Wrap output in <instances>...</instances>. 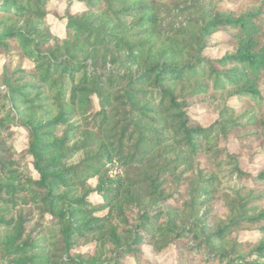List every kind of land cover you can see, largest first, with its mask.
Wrapping results in <instances>:
<instances>
[{"label":"trees","instance_id":"trees-1","mask_svg":"<svg viewBox=\"0 0 264 264\" xmlns=\"http://www.w3.org/2000/svg\"><path fill=\"white\" fill-rule=\"evenodd\" d=\"M78 1L87 10L59 17L58 37L40 26L51 0H0V264H160L147 248H174L177 264L204 249L205 264H264V194L252 189L226 220L201 212L219 162L264 189V160L256 173L242 163L264 158V0H196L170 35L162 0ZM218 31L232 48L209 58ZM227 87L260 99L257 112L225 105L202 125L190 100L209 94L211 106ZM239 227L262 236L228 250Z\"/></svg>","mask_w":264,"mask_h":264},{"label":"rangeland","instance_id":"rangeland-1","mask_svg":"<svg viewBox=\"0 0 264 264\" xmlns=\"http://www.w3.org/2000/svg\"><path fill=\"white\" fill-rule=\"evenodd\" d=\"M164 5V12L161 15V24L162 28L168 34H173L176 29H179L181 26H185L188 24L189 18L191 17V11H177V9H185L187 5H192L196 0H162ZM214 6L219 8H233L236 9L237 5H234L231 0H212ZM53 10V14L50 16L46 23H40L42 28H45L49 32L56 33L58 37L65 36V20L63 17L66 11L71 13H77L87 10L86 2L78 1V0H51L50 2ZM60 19V20H59ZM231 32H234L232 30ZM230 33L229 32H216L210 39L209 45L207 49L204 51V55L209 58L217 59L225 55L232 46L229 44ZM2 61H0V70L2 68ZM27 63V62H26ZM264 94V84L261 86ZM190 89V88H187ZM232 88L227 87L225 90L218 93V100L212 104L211 106H205L200 100L203 97H207L209 94H203L200 96H195L189 102V109L191 114L198 118L202 125L209 126L212 122H214L220 115L221 109L225 105H229L238 109L239 113H245V120H247L251 115L248 111L257 112L258 105L261 100L254 98L252 96L242 95L240 97H234L230 95L232 93ZM212 93V92H210ZM247 103V104H244ZM244 123L243 120H241ZM26 144L25 134L21 136L19 141V148H23ZM79 155H77L74 159H78ZM264 158L262 156L257 157L254 160V164L250 165L243 161V168L247 171H251L252 173L257 172L258 165L262 163ZM228 162H219L218 166H215L213 169L216 175L220 178L219 183L217 185L216 190L212 193V200H209L206 205L202 207L201 212L204 211V217H207V221L209 223H213L211 219V215H216L220 219L226 220L228 215H225L226 212L231 211L232 215H237L241 210V206L245 203L240 201L242 196L250 195V191L252 189L255 190V193L264 194V189L259 187H254V185H243V181L238 182L236 176L232 175L230 172V165ZM112 165V166H111ZM110 173L112 175L120 174L123 172V167L119 165L118 161H114V164H111ZM189 174H185L188 176ZM92 184L95 183V179L90 181ZM241 184V185H239ZM241 190V195L236 194L238 190ZM201 191V190H200ZM197 192L198 201L207 200L208 196L206 193ZM93 199H99L97 196L92 195ZM248 199V198H247ZM101 200V198H100ZM257 205L264 207V200L257 203ZM235 208V209H233ZM210 209V211L208 210ZM52 230V229H51ZM235 232L226 237L228 239V243H226V247L228 250H232L236 248V250H245L248 249L249 243H254L262 234L256 230L255 228H244L239 227L234 230ZM0 233L4 234L5 230L0 229ZM264 236V235H263ZM221 241V240H220ZM216 240L215 243L220 242ZM221 241L220 243H222ZM237 243H240V246H237ZM148 257L152 258L153 261L159 262L160 264H177L179 257L174 248L166 250L159 256H155L151 253L150 249L147 248ZM248 251V250H247ZM242 251V252H247ZM203 259L210 258L209 250L204 249L202 253L197 254L195 259L186 262L185 264H205L202 261ZM128 264H132L131 261Z\"/></svg>","mask_w":264,"mask_h":264}]
</instances>
